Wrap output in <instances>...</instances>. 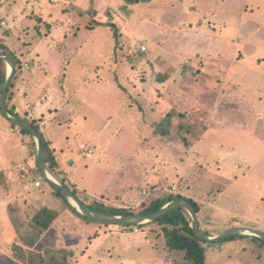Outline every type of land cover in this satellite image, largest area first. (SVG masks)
Segmentation results:
<instances>
[{
    "label": "rangeland",
    "instance_id": "obj_1",
    "mask_svg": "<svg viewBox=\"0 0 264 264\" xmlns=\"http://www.w3.org/2000/svg\"><path fill=\"white\" fill-rule=\"evenodd\" d=\"M0 26L1 32L8 27L14 48L22 47L24 57L11 50L21 60L19 72L26 62L32 66L29 100L42 107L61 103L57 117L46 116L47 129L56 145H70L79 158L81 199L92 203L95 194L104 196L99 191L114 190L113 205L139 210L145 199L174 194L177 184V193L198 205L205 232L221 234L231 222L264 229V0H0ZM54 59L63 66L55 75ZM161 118L164 124L155 133ZM32 120L41 130L42 118ZM96 120L92 133L88 127ZM117 125L124 129L115 132ZM95 139L106 146L113 142L101 158ZM90 149L94 157L87 156ZM32 178V192L42 195L50 188L46 180L36 188ZM140 190L142 199L125 201ZM28 194L19 193L8 208V194L0 191L1 246L20 236L31 247L32 218L46 202L31 205ZM59 200L61 217L73 214L80 226L91 225L88 231L104 226L87 222ZM148 224L127 236L132 249L124 246V234L100 231L74 257L82 260L96 246L83 264L182 260L183 253L168 252L162 229L150 230ZM134 226L139 225L124 227ZM251 236L208 243L206 264H264V244ZM11 252L0 248V264H8Z\"/></svg>",
    "mask_w": 264,
    "mask_h": 264
},
{
    "label": "crops",
    "instance_id": "obj_2",
    "mask_svg": "<svg viewBox=\"0 0 264 264\" xmlns=\"http://www.w3.org/2000/svg\"><path fill=\"white\" fill-rule=\"evenodd\" d=\"M42 17H44V16H42ZM3 21L4 20H2V22ZM43 21H48V20L43 19ZM0 28H1V26H0ZM7 31H8V27L3 32H1V30H0V40H2V42H4L11 50H13V51L15 49L19 50L22 57H24L23 56L24 53L21 49L22 47L15 46V48H14V46H12L11 43L8 41V35H10V34H8ZM48 32H50V31L48 30ZM21 38L18 39L20 41V43L22 45H26V42H23V40ZM52 64H53V71L55 72L54 75L58 74L59 70L63 66H60L59 61L56 59L52 60ZM31 69H32L31 64L26 62L25 67L22 68V71H20L17 74L16 78H14L15 86L13 88V95L9 99V102H8L9 105L8 106L20 118L27 120L29 122L32 120V118L33 119L38 118V120H39V117L42 118L41 122H44V125L42 126L41 131H42V133H43V135H44V137L48 143L50 150L55 155V157L58 161L59 167L57 168V170L59 172L60 177H64L66 179V181L71 186H73L75 189H80L79 188V187H81L80 182L83 178L82 177L78 178V171L81 168V166L78 165L80 163L78 161L79 158L77 157V155L75 156L70 145H66L67 146L66 148H61L58 145H56L55 142L53 141V138H54L53 134L49 131V129H47L49 124L47 123L46 116L49 118H51L53 116L57 117L58 112L63 111L62 107L59 106L61 103L50 102L49 107H42L41 104L36 105L29 100V97L33 95V87H34L33 84L31 83L34 75L29 72ZM64 70H66V69H64ZM64 87L66 88V84H64ZM64 95L67 96L66 90L64 91ZM40 98L42 99V104L47 103L45 101L46 98H44V96H42ZM28 105L30 107H28ZM20 112L23 113L27 118L21 116ZM154 112H155V110L152 111V113H154ZM165 112H166V110L164 111V113ZM140 113H141V111H140ZM162 119L163 118H161V120ZM82 121H86V120L83 118ZM97 123H98V120H96L95 123L91 124L92 125L91 130H90V127H88V130L93 133L94 128L97 125ZM156 126H157V124L154 127V131L156 129ZM53 128H55L57 130V128L59 129V126H53ZM101 128H102V131L105 129L104 133L105 132L108 133L109 129H110L108 125L101 126ZM119 129H124V127L122 128L121 125H117L116 129L114 131L116 132ZM94 138H96V137H94ZM194 142H193V144H194ZM95 143H97L98 146L102 147L100 154H99L100 158L102 157L103 153H106V149L107 150L109 149V144L110 145L113 144V142L111 140H109V143L107 142L108 146H106V145H103L102 141L100 142L98 139H95ZM192 145H190V146H192ZM231 152H233V151H231ZM86 154L89 157L95 156L92 149L88 150ZM113 158H118V153ZM239 159L242 160L246 164H249V163L251 164V162H252L250 159H249L250 161L249 160L246 161L245 157H244V159L239 157ZM26 160H28V165L25 162ZM24 165L28 168H27V170L23 176ZM47 166H48V163H47ZM32 176H33V178H32ZM41 176L42 175L39 172L38 166H37V147L34 148L32 139L30 138L28 140H25L24 134L19 130L18 127H14L12 125V123H11V126H7V124H4L3 120L0 117V186L4 185V186L8 187V189H7L8 193L5 192V189H3V187H0V191L1 192L3 191V193L5 195L8 194V208L10 207L11 202L15 203L17 201V199H18L17 197L19 196V193H21V192L27 193V191H29L30 194H28V195L32 197V199H31L32 204L31 205L37 206L40 203V201H44L46 203L52 204L53 206H49L46 203L42 206H47L49 209H51L52 211L59 214V212L62 211L61 210L62 208L58 207L61 205L59 203L60 198L53 197V195L50 194L51 192H53V189L49 183L47 185H49L50 188L49 189L46 188V189L41 190L42 195H39L38 193L32 192L33 191L32 188H29L28 181L31 178L34 181V186L36 188H42V186H43L42 181H44L45 179L44 178L40 179ZM56 178L58 179V177H56ZM103 178L106 179V176ZM37 182H40L39 186H36ZM124 185L129 186L127 184H124ZM173 185L178 186L177 184H173ZM92 189L97 191L96 188H92ZM172 189H173V187H172ZM156 190H157V188L154 189V191H156ZM104 191H105V189L102 191H99V192H101L100 193L101 195L102 194L104 195L103 197L102 196L99 197V195L95 194L96 197L94 200H97L99 202H104L106 204H110V203L112 204L114 202V199H112L111 195L115 194L116 192L113 190V191H111V193L105 194ZM154 191H150L149 195L153 194ZM171 191H172V193H177V191L176 192L173 190H171ZM141 193H142L141 190L139 192V196L132 195V193H129L125 197V198H127L125 201H127L129 199H131V201H134L136 199L137 200L142 199L143 194H141ZM116 195H119V194L117 193ZM93 197H94V195H93ZM118 198H119V200H123L124 197L123 198L118 197ZM190 198H192V197H190ZM94 200H92V202ZM145 200H147V199H145ZM87 202L89 203V201H87ZM214 203L215 202L212 201L211 205H214ZM42 206H41V208H42ZM73 217H74V215L70 214V216H68V218H63L59 214V215H57V217L55 218V220L53 221V223L51 224L49 229L44 230L42 232L33 226L36 230H34L35 237H34V239H32L33 241L30 240V241H32V244H30L31 247L28 244H26L25 241H22L21 239L17 240L18 237L20 238V236H16V237L12 236V237H14L13 239H15L14 241L10 242V244H8L6 246L0 245L1 249H6L7 246L9 248L11 247V250H12V252L10 253L11 258L9 257L10 260H9L8 264H15V263L16 264H25L15 257L14 248L16 246H22L24 248L36 250V251H43L48 247L53 248V249H57V250L71 248L77 253L78 248H80V250L83 249V246H84L85 241L87 239H89V241L92 243L93 238L96 236L98 237L100 235V231H102L105 233L109 232L110 234H113L114 232L119 233V234L121 233L119 236L124 234L125 235L124 239H126L125 242L123 240V243H125L124 246H126V248L132 249L134 246L129 241V238L127 240V236L128 235H131V236L132 235H138L142 232V228H140L139 232H134L132 230H126V227H124L122 225H114V224H106V223L103 224L104 226H100V225L94 226L91 230L88 231L87 228L91 226L90 224H86L85 227L80 226L78 218H73ZM155 225L156 224L148 225L147 227L150 228V230L151 229H155V230L160 229V231H161V226H159V225L155 226ZM261 225H262V223H261ZM235 226H246L247 227L248 225H243V224H239L236 222L235 223L231 222L229 225H226L225 227H223L221 229V232L228 230V229L235 227ZM202 227H203V225H202ZM248 227L250 228L251 226H248ZM251 228L262 229L259 227H251ZM82 229H84L85 232H82L81 231ZM262 230H264V229H262ZM12 231L10 228L11 233H12ZM73 231H76V233ZM158 233H160V232H158ZM73 234L77 235V236H75L76 239L74 238ZM207 234L210 236H216L220 233H216V234L207 233ZM60 236H63V238L66 240L64 242H66L67 245L63 246V241L60 239ZM246 236H248V235H243V238ZM251 237L253 238L254 236H251ZM70 239H73V242H70L69 241ZM54 242L58 243L59 245H55ZM93 247L94 248L91 251H90L89 247L87 248L89 251H87V249H86L87 253L85 254V256H82V260L80 259V257H73L72 259H70L71 260L70 264H81V261H82V264L85 263L84 261L86 259L92 257V253L97 248L96 246H93ZM108 250L110 252V249H108ZM82 252H84V251H82ZM168 252H169V250H168ZM13 261L15 263H12Z\"/></svg>",
    "mask_w": 264,
    "mask_h": 264
},
{
    "label": "trees",
    "instance_id": "obj_3",
    "mask_svg": "<svg viewBox=\"0 0 264 264\" xmlns=\"http://www.w3.org/2000/svg\"><path fill=\"white\" fill-rule=\"evenodd\" d=\"M127 1L131 3H137L141 0H127ZM0 50L5 51L6 53H10L14 57L17 65L16 75H15L16 78L21 68V60L14 52L11 51V49L4 42H2V40H0ZM7 76H8V65L3 59H0V90L3 84L5 83ZM14 86H15V80L13 79L7 94V107L11 114L19 117L8 106L9 99L13 95ZM0 115L3 116L1 110H0ZM164 121L162 120L159 124H157L158 126H156L155 133L158 132L159 130L158 127H161V125L164 124ZM30 122L37 128V130L41 135L42 144L45 152V160L46 163H48V168L50 169L51 173L55 177H58V179L63 185L70 188L80 198L77 189L71 186L64 177H60L59 172L57 170V168L59 167L58 161L55 155L50 150L48 143L42 131L40 130L39 126L35 123V120H31ZM12 125L14 127H17L14 123H12ZM19 130L24 135L32 139L33 146L34 148H36V143L34 141L33 136L27 130H24L22 128H19ZM161 135L167 136V134L164 133H162ZM51 187L53 189V193L59 196L74 213H76L80 217H83L87 221H94L84 216L83 214L78 212L76 208L70 205L69 202L65 199V197L61 194V192L57 188L53 187L52 185ZM178 198L188 199L190 202H192V204L195 206L196 210L198 211L199 207L198 205H196L195 202H193L191 199L185 196H182L179 193L170 194L166 198L156 197L149 200L147 199L141 204V208L139 210H133L126 207H118L112 204L99 202L97 200H94L92 203H88L87 201L81 198L80 199L86 204H88L89 207L92 208L93 210L115 214V215H126V214H150L158 211L168 202ZM57 215L58 214L56 212L52 211L47 206H44L33 216L32 225L42 232L44 230L49 229V227L51 226ZM153 224L161 226V229L166 236L168 250L171 254L183 253L182 260L180 259L174 260L172 264H206V245H208V242L200 239L195 234L191 216L187 213L185 209L175 208L169 211L168 213L164 214L157 220L150 222L148 225H153ZM120 225L130 226L128 224H122V223H120ZM139 227L142 228L143 226L139 225ZM238 237H243V235H235V236L227 237L218 242L230 241ZM253 239L260 242L261 244H264V239L262 238L254 236ZM14 255L18 260H20L25 264H70L71 262L70 259H72L75 256V251L71 248L57 250L49 247L43 251H36V250L24 248L22 246H16L14 248Z\"/></svg>",
    "mask_w": 264,
    "mask_h": 264
},
{
    "label": "water",
    "instance_id": "obj_4",
    "mask_svg": "<svg viewBox=\"0 0 264 264\" xmlns=\"http://www.w3.org/2000/svg\"><path fill=\"white\" fill-rule=\"evenodd\" d=\"M0 59H3L8 65V76L0 90V110L5 118L14 123L18 128L27 130L34 138L37 147V166L43 178L53 187L57 188L65 199L77 209L78 212L91 220L101 223H122L128 225H142L153 222L175 208H183L187 210L191 216L193 229L195 234L208 243H215L227 237L235 235H252L264 239V230L249 228L246 226H235L225 230L219 235H208L200 222L198 212L195 206L186 198L174 199L158 211L150 214H126L115 215L106 212L93 210L88 204L83 202L70 188L63 185L50 171L45 160V152L42 144V138L37 128L29 121L10 113L7 107V94L11 83L16 75L17 65L14 57L10 53L0 50Z\"/></svg>",
    "mask_w": 264,
    "mask_h": 264
},
{
    "label": "built area",
    "instance_id": "obj_5",
    "mask_svg": "<svg viewBox=\"0 0 264 264\" xmlns=\"http://www.w3.org/2000/svg\"><path fill=\"white\" fill-rule=\"evenodd\" d=\"M4 23V22H3ZM141 51H146V48H145V46H143L142 48H141ZM28 107H30L29 105H28ZM41 123V127L44 125V122H40ZM90 153V152H89ZM43 177L41 176L40 177V179H42ZM37 185L39 186L40 185V182H37ZM177 189H178V187L176 186V185H173V190H175V191H177ZM132 229H133V231L134 232H139L140 231V228H139V226H134V227H132Z\"/></svg>",
    "mask_w": 264,
    "mask_h": 264
}]
</instances>
